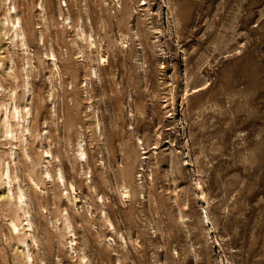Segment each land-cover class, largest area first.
I'll return each mask as SVG.
<instances>
[{
	"label": "rangeland",
	"instance_id": "rangeland-1",
	"mask_svg": "<svg viewBox=\"0 0 264 264\" xmlns=\"http://www.w3.org/2000/svg\"><path fill=\"white\" fill-rule=\"evenodd\" d=\"M0 46V264H264V0H0Z\"/></svg>",
	"mask_w": 264,
	"mask_h": 264
},
{
	"label": "bare ground",
	"instance_id": "bare-ground-1",
	"mask_svg": "<svg viewBox=\"0 0 264 264\" xmlns=\"http://www.w3.org/2000/svg\"><path fill=\"white\" fill-rule=\"evenodd\" d=\"M7 3V2H6ZM7 5V4H6ZM7 8V7H6ZM10 11H12V12H15V7H14V5H12L11 6V8L9 9V13L12 15V13L10 12ZM173 12V11H172ZM16 13V12H15ZM14 13V14H15ZM10 15V16H11ZM15 16V15H14ZM6 17V16H5ZM2 18H4V17H2ZM66 21H68V20H66ZM80 21V20H79ZM6 23H8V24H10V26L12 27L11 28V33H12V40L14 41V40H20V43H21V45H23V46H25L26 47V40H25V36H24V32H23V27L21 26V23H20V19H19V17L17 18V17H14L13 18V16L10 18V19H8V18H4L3 19V21H2V27L3 28H5V24ZM7 25V24H6ZM67 25H69V24H67ZM2 28V29H3ZM78 28V27H77ZM6 29V28H5ZM81 29V28H80ZM82 30V29H81ZM7 33V32H6ZM157 34V33H156ZM7 35V34H6ZM41 35V34H40ZM39 35V36H40ZM9 36H10V33H9ZM80 36H82V35H80ZM83 38V37H82ZM84 38H85V36H84ZM88 38H89V35H88ZM12 40H8V41H11L12 42ZM75 40V39H74ZM90 45L93 47V46H95V42H94V39L90 36ZM85 41H88V39L87 38H85ZM15 42V41H14ZM12 44H14V43H12ZM16 44V43H15ZM2 46V45H1ZM0 46V47H1ZM76 46V45H75ZM21 47V46H20ZM2 49V48H1ZM28 49V48H27ZM90 49V48H89ZM78 51H79V49H78ZM25 53H26V51H25ZM51 53V52H50ZM80 53V52H79ZM7 54H8V52H7ZM138 54V53H137ZM52 55V54H51ZM82 55V54H81ZM80 55V56H81ZM11 56V55H10ZM79 56V57H80ZM53 57H54V55H53ZM12 60V59H11ZM54 60H55V57H54ZM51 61V60H50ZM10 63H12V62H10ZM27 64H29V63H27ZM52 64V63H51ZM54 65V64H53ZM13 66H15V65H13ZM10 67V66H9ZM25 67H26V65H25ZM53 67V66H52ZM51 67V68H52ZM11 69H12V67H11ZM10 69V70H11ZM56 69V68H55ZM25 71H27V70H25ZM94 72V71H93ZM92 72V73H93ZM28 77V76H27ZM3 78V77H2ZM26 78V77H25ZM27 80V79H26ZM29 81V80H28ZM26 84V83H25ZM9 87V86H8ZM28 87H26V89H27ZM2 89V88H1ZM30 89H28V91H29ZM27 91V90H26ZM6 92H7V89H6ZM9 92V91H8ZM16 93V92H15ZM173 94V93H172ZM8 95V94H7ZM13 95H15L14 93H13ZM27 95V94H26ZM170 98V97H169ZM171 98H172V96H171ZM11 103V102H10ZM26 103H28V102H26ZM24 106V105H23ZM23 106H21V108L23 107ZM166 106V105H165ZM172 107V106H171ZM3 110H4V112H3ZM3 110H1V112L2 113H4V115H3V120H2V124H3V127H5V134H6V136L8 135V136H10L12 139H18V137L17 136H15V133L16 132H19V130H21V127H23V130H22V132L23 131H27V130H29L26 126H24V125H22V122H25L26 121V118L24 117V114H23V112H22V109L20 110V107H18L16 104H13L12 105V108H11V110H9V108H8V105H6V106H4L3 107ZM26 112H27V114H29V112H28V110L26 109ZM28 116V115H27ZM4 132V131H3ZM45 132V131H44ZM47 133V132H46ZM43 136V135H42ZM46 136V135H45ZM2 138V137H1ZM44 139L46 140V137H44ZM18 142V141H17ZM8 143V142H7ZM27 145V144H26ZM13 151L11 150V152L9 153L10 154V156H13V153H12ZM15 152V151H14ZM45 153V152H44ZM78 153L80 154V158L82 159V160H86L87 159V154L85 153V151H84V148L82 147V145H80V148H79V151H78ZM46 154L47 155H49V153L48 152H46ZM51 155V154H50ZM14 157V156H13ZM48 157H50V156H48ZM9 160H10V158H9ZM8 160V161H9ZM18 160V159H17ZM8 161H6V162H8ZM5 162V163H6ZM10 163H11V161H10ZM10 163H8L7 165H5V167L4 168H2L0 171H1V175H0V177H1V181H2V184L3 185H7V188H6V190H5V193H6V195H7V199H10V198H14V199H16L17 200V205H18V208H19V210L23 213V216L25 217L26 216V221H27V224H26V227H29V228H31V222L32 221H30V219L28 218V215H29V213H28V211H27V202L24 200V193L22 192V190L19 188V193L17 194V196H15L14 195V192H13V190H12V186H13V182H14V179H13V177H12V170H10ZM47 163V162H46ZM45 168V167H44ZM13 169H14V167H13ZM47 169V168H46ZM15 170V169H14ZM45 171V170H44ZM16 172V171H15ZM45 176H47V177H50V174H49V172H48V170L45 172ZM46 178V177H45ZM59 179L61 180V182L62 183H64V181H63V176H62V174H60L59 175ZM196 183V182H195ZM17 184V183H16ZM64 185H65V183H64ZM63 186V185H62ZM69 189V188H68ZM74 190V189H73ZM72 190V191H73ZM64 192V191H63ZM69 192V191H68ZM74 192V191H73ZM201 192V191H200ZM201 194V193H200ZM204 194V193H203ZM67 198V197H66ZM64 218V217H63ZM204 220H206V221H208V222H210L209 221V219H208V215H207V212L205 211V216H204V218H203ZM24 220V219H23ZM205 221V222H206ZM109 224H110V222H109ZM112 225V224H111ZM66 226H67V229H71V225H70V223H69V221H68V219L66 220ZM11 227L15 230V231H18V232H20V230H19V227H18V225L14 222V221H12L11 222ZM32 232V231H31ZM13 235V234H12ZM27 235V234H26ZM69 235V234H68ZM14 236V235H13ZM70 236H71V234H70ZM112 239V238H111ZM70 240V239H69ZM68 240V241H69ZM114 240V239H113ZM70 242V241H69ZM24 244H25V246H26V254L24 255L25 256V258L29 261L28 263L29 264H31L30 263V261L32 260V256H31V254H30V244L28 245V243H27V241H25L24 242ZM32 244V243H31ZM70 244V243H69ZM74 240H72L71 239V244H70V247H68L69 248V251H70V249L71 250H74ZM111 244V243H110ZM33 249V248H32ZM68 251V250H67ZM82 252V251H81ZM74 254V253H73Z\"/></svg>",
	"mask_w": 264,
	"mask_h": 264
}]
</instances>
